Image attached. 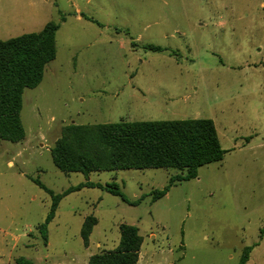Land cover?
I'll return each mask as SVG.
<instances>
[{
	"label": "rangeland",
	"instance_id": "374dc122",
	"mask_svg": "<svg viewBox=\"0 0 264 264\" xmlns=\"http://www.w3.org/2000/svg\"><path fill=\"white\" fill-rule=\"evenodd\" d=\"M49 22L57 55L24 92L26 138L0 140V264H89L118 247L122 224L143 238L138 264H239L246 248L247 264H264V0H0V40ZM179 120H211L226 154L155 202L181 172L86 178L53 162L70 124ZM88 181L44 238L53 200L37 182L59 195Z\"/></svg>",
	"mask_w": 264,
	"mask_h": 264
},
{
	"label": "trees",
	"instance_id": "16d2710c",
	"mask_svg": "<svg viewBox=\"0 0 264 264\" xmlns=\"http://www.w3.org/2000/svg\"><path fill=\"white\" fill-rule=\"evenodd\" d=\"M60 26L49 22L37 33L0 40V140L19 143L26 138L21 120L23 95L43 81L46 67L56 59V34ZM53 162L63 173H82L86 178L95 172L124 170L174 169L180 174L170 179L163 190L152 193L155 202L164 197L171 186L194 179L201 167L220 162L226 151L211 120H179L159 122H125L80 126L70 124L62 130L52 151ZM52 196L51 211L40 232L47 237L48 225L54 220L60 202L67 195L85 187L86 182L62 194ZM112 194L120 193L108 189ZM141 199L130 202L137 206ZM98 220L86 218L81 235L86 247ZM143 238L136 226H120V242L112 251H102L89 258V264H138ZM252 248H246L239 264H247ZM18 264H30L19 259Z\"/></svg>",
	"mask_w": 264,
	"mask_h": 264
},
{
	"label": "crops",
	"instance_id": "0c3cea01",
	"mask_svg": "<svg viewBox=\"0 0 264 264\" xmlns=\"http://www.w3.org/2000/svg\"><path fill=\"white\" fill-rule=\"evenodd\" d=\"M47 68V67H46Z\"/></svg>",
	"mask_w": 264,
	"mask_h": 264
}]
</instances>
